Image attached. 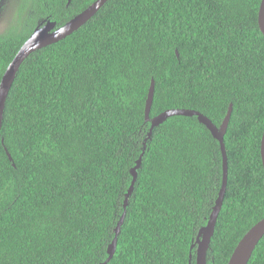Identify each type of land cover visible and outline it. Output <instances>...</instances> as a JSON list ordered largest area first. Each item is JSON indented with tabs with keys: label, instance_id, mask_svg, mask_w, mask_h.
Returning a JSON list of instances; mask_svg holds the SVG:
<instances>
[{
	"label": "trees",
	"instance_id": "trees-1",
	"mask_svg": "<svg viewBox=\"0 0 264 264\" xmlns=\"http://www.w3.org/2000/svg\"><path fill=\"white\" fill-rule=\"evenodd\" d=\"M3 0H0V4ZM19 1V0H17ZM97 0H20L0 34V84L38 21L65 25ZM262 0H109L84 26L31 54L0 133V264H196V243L228 181L207 264H227L264 219ZM4 8L2 5L1 10ZM11 154L13 160L9 159ZM192 256V259H191ZM249 264H264V238Z\"/></svg>",
	"mask_w": 264,
	"mask_h": 264
},
{
	"label": "water",
	"instance_id": "water-1",
	"mask_svg": "<svg viewBox=\"0 0 264 264\" xmlns=\"http://www.w3.org/2000/svg\"><path fill=\"white\" fill-rule=\"evenodd\" d=\"M72 0H68V3H71ZM109 0H97L92 5H90L87 9H85L82 13L75 16L69 22L61 27H56L57 24L50 20H45L42 24H39L28 38V40L23 44L20 51L14 58V60L8 66L1 84H0V133L3 125L4 112L6 107V101L9 95V92L12 88L14 80L19 72V69L25 59H27L34 52L46 48L52 44H55L66 37L73 34L75 31L84 26L93 16H95L99 10L105 5V3ZM46 22V23H45ZM259 28L264 35V0H262L259 10ZM155 93V82L152 81L149 95L146 103V120L151 121V133L149 134V138L152 135V131L155 127L159 126L163 122H165L168 118L173 116H197L200 123L204 124L211 134L216 138L221 146L222 154H223V182L222 187L219 193V197L217 199L216 205L213 209V212L209 218V221L205 227H203L197 236L196 243L191 246V249L196 248V264H207V255L208 250L210 249L212 237L215 232L217 219L219 213L222 209L223 200L227 188L228 181V159L226 153V147L224 143V137L227 132L228 124L232 114V106L229 108V111L223 120V123L218 128L216 127L211 120L202 115L199 112L191 111V110H168L154 119L150 120L151 108L153 105ZM261 158L262 164L264 168V133L261 139ZM9 159L13 160L11 154H9ZM142 157L139 158L136 167L132 170L133 181L131 187L126 195V199L124 202V212L117 224L115 229V237L111 245L108 249V258L104 263L108 264L112 258L114 257L117 250L118 237L121 233L122 226L124 224L127 208L129 205L130 197L132 196L135 188V184L138 177V169L141 167ZM264 238V219L260 220L256 223L239 241L235 250L233 251L229 261L227 264H249L257 246ZM192 259V256H191Z\"/></svg>",
	"mask_w": 264,
	"mask_h": 264
},
{
	"label": "rangeland",
	"instance_id": "rangeland-1",
	"mask_svg": "<svg viewBox=\"0 0 264 264\" xmlns=\"http://www.w3.org/2000/svg\"><path fill=\"white\" fill-rule=\"evenodd\" d=\"M20 2L17 0H5L4 8L0 13V34L6 32L7 28L11 25V23L15 20V15H17L16 7Z\"/></svg>",
	"mask_w": 264,
	"mask_h": 264
},
{
	"label": "flooded vegetation",
	"instance_id": "flooded-vegetation-1",
	"mask_svg": "<svg viewBox=\"0 0 264 264\" xmlns=\"http://www.w3.org/2000/svg\"><path fill=\"white\" fill-rule=\"evenodd\" d=\"M4 3H5V0H3L2 3L0 4V13L2 12L1 7H2V5H4ZM45 20H46V19H42V20L38 21L37 26H38L39 24H42V22L45 21ZM45 23H46V22H45Z\"/></svg>",
	"mask_w": 264,
	"mask_h": 264
}]
</instances>
